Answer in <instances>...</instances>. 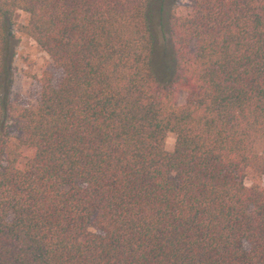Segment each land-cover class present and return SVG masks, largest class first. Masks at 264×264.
I'll return each instance as SVG.
<instances>
[{
  "label": "trees",
  "instance_id": "1",
  "mask_svg": "<svg viewBox=\"0 0 264 264\" xmlns=\"http://www.w3.org/2000/svg\"><path fill=\"white\" fill-rule=\"evenodd\" d=\"M177 9L0 0V264H264V0ZM19 33L64 73L33 107Z\"/></svg>",
  "mask_w": 264,
  "mask_h": 264
},
{
  "label": "rangeland",
  "instance_id": "2",
  "mask_svg": "<svg viewBox=\"0 0 264 264\" xmlns=\"http://www.w3.org/2000/svg\"><path fill=\"white\" fill-rule=\"evenodd\" d=\"M193 0H177L178 13L187 15L191 12ZM18 23L25 24L28 21V15L22 11L18 12ZM19 45L17 55L14 61V82L11 89V99L13 103L22 106L33 107L37 104L41 91L43 79L48 76L54 85H57L64 76L62 70L57 68L50 56L29 36L17 34ZM185 96L179 97V102L183 103ZM10 135L14 139L21 136L19 123L13 122L10 129ZM176 136L169 133L166 137V149L169 152L174 150ZM257 154L264 155V140H259L254 146ZM259 183L264 186V178L260 179L254 175L249 177L248 184Z\"/></svg>",
  "mask_w": 264,
  "mask_h": 264
}]
</instances>
